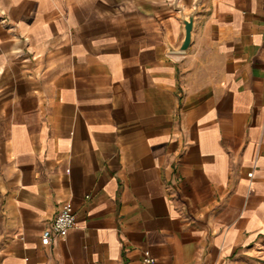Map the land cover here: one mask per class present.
Instances as JSON below:
<instances>
[{
  "label": "crops",
  "instance_id": "crops-1",
  "mask_svg": "<svg viewBox=\"0 0 264 264\" xmlns=\"http://www.w3.org/2000/svg\"><path fill=\"white\" fill-rule=\"evenodd\" d=\"M194 1L0 0V264H264V0Z\"/></svg>",
  "mask_w": 264,
  "mask_h": 264
},
{
  "label": "built area",
  "instance_id": "built-area-1",
  "mask_svg": "<svg viewBox=\"0 0 264 264\" xmlns=\"http://www.w3.org/2000/svg\"><path fill=\"white\" fill-rule=\"evenodd\" d=\"M252 173L248 176L251 177ZM75 216L71 205L59 209L52 221L45 227L41 234V243L43 245H49L53 241L63 238L74 226ZM144 264H155V260L151 255L146 252L143 260Z\"/></svg>",
  "mask_w": 264,
  "mask_h": 264
},
{
  "label": "water",
  "instance_id": "water-1",
  "mask_svg": "<svg viewBox=\"0 0 264 264\" xmlns=\"http://www.w3.org/2000/svg\"><path fill=\"white\" fill-rule=\"evenodd\" d=\"M199 3H200V0H195L193 8L187 14L184 13L181 6L177 5L176 2L174 3V7L176 10L179 11L181 20H182L183 25H184V38H183L182 43L179 47L180 50H182V51L186 50L190 44L193 20H194L195 14L197 12Z\"/></svg>",
  "mask_w": 264,
  "mask_h": 264
}]
</instances>
